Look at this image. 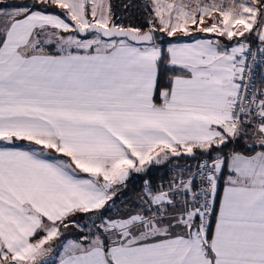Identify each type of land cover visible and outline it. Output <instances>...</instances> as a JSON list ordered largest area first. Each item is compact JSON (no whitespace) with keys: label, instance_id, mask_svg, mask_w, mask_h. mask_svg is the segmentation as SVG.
Returning <instances> with one entry per match:
<instances>
[{"label":"snow or ice","instance_id":"6c2138e0","mask_svg":"<svg viewBox=\"0 0 264 264\" xmlns=\"http://www.w3.org/2000/svg\"><path fill=\"white\" fill-rule=\"evenodd\" d=\"M258 58L264 0H0V264H264Z\"/></svg>","mask_w":264,"mask_h":264},{"label":"trees","instance_id":"16d2710c","mask_svg":"<svg viewBox=\"0 0 264 264\" xmlns=\"http://www.w3.org/2000/svg\"><path fill=\"white\" fill-rule=\"evenodd\" d=\"M112 3L113 4H119L120 0H112ZM189 163H194V161H189ZM168 167H170V166H166L163 168H153V170H152V182L154 185L160 182L161 177H163L164 182L167 183V179L171 175V173H169L167 171ZM141 188H142V181L139 178H134L132 180V182H130L128 184L127 193L123 195V197L126 196L125 201L136 202V198L140 194ZM117 202H119V200ZM68 235L71 237V236H73V233L70 232Z\"/></svg>","mask_w":264,"mask_h":264},{"label":"built area","instance_id":"2783aa9c","mask_svg":"<svg viewBox=\"0 0 264 264\" xmlns=\"http://www.w3.org/2000/svg\"><path fill=\"white\" fill-rule=\"evenodd\" d=\"M253 49L256 45H252ZM258 66L254 68V83L257 88H264V63H261L259 58L257 60Z\"/></svg>","mask_w":264,"mask_h":264},{"label":"rangeland","instance_id":"374dc122","mask_svg":"<svg viewBox=\"0 0 264 264\" xmlns=\"http://www.w3.org/2000/svg\"><path fill=\"white\" fill-rule=\"evenodd\" d=\"M6 2L11 3L13 2V0H6ZM162 3H167L170 2V0H161ZM126 197V196H125ZM125 197L122 198V200H119V202H117L118 205H123L124 201H125Z\"/></svg>","mask_w":264,"mask_h":264},{"label":"crops","instance_id":"0c3cea01","mask_svg":"<svg viewBox=\"0 0 264 264\" xmlns=\"http://www.w3.org/2000/svg\"><path fill=\"white\" fill-rule=\"evenodd\" d=\"M181 163H184V161H181Z\"/></svg>","mask_w":264,"mask_h":264}]
</instances>
